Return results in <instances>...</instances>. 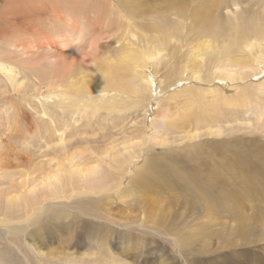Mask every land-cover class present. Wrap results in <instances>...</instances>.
<instances>
[{"label":"rangeland","instance_id":"obj_1","mask_svg":"<svg viewBox=\"0 0 264 264\" xmlns=\"http://www.w3.org/2000/svg\"><path fill=\"white\" fill-rule=\"evenodd\" d=\"M109 2L118 11L115 21L120 30H128L133 22L136 34L120 39L114 53L122 51L128 42L135 47L138 45L139 50L147 47L148 40L155 44L158 40L155 37L163 35L154 30L159 22L169 33L174 24L180 23L183 24L182 36L169 37L170 42L166 40L161 52L163 58L155 61L158 85L166 89L181 78H193L190 65L194 60L200 63L204 82L191 81L184 85L187 89L178 87L173 94L169 91L157 96L158 108L162 111L155 122L157 109L150 101L155 99L156 93L151 94L150 90L145 93H149L147 96L123 91L114 94L111 90L102 93L94 88L90 97L95 112L92 106H88L90 112L77 111L83 108L81 100L86 97L74 90L73 84L78 85L76 80L73 84L65 81L57 92H50L55 87L53 82L47 77L46 81L42 77L44 81L40 80V75L35 77L33 70L54 71L55 52H64L68 59L84 57L90 62L95 59L96 63L87 65L83 72L91 70L99 85L110 88L113 78L104 77L101 71L107 65L103 60L105 56L101 55L106 50L92 56L91 47L86 44L88 40L91 43L102 39L94 31L95 25L92 28L82 24L81 34L77 30L70 32L69 28L57 34L54 24L45 20L47 15L36 12L34 2L0 0V209L6 201L13 206L19 203L11 198L16 188L45 193L50 191L46 186L50 176L62 174L65 179L76 180L78 188L73 193L92 195L90 192L96 187L100 196L93 195L88 202L55 206L53 211L43 214L39 224L45 230L43 238L49 246L43 247L54 250L56 255L65 253L72 260L85 263L93 257H104L115 260L116 264H264V73L252 77L253 72L248 71L242 76L243 81L239 78L234 84L218 79L220 75L215 68L223 64L227 71L244 70L234 65L237 64L234 58L241 52L221 57L218 47L222 44L213 41L214 45L218 43L215 50L213 45L204 46L196 55L194 47L206 37L193 31V25L195 30H200L199 22L207 20L210 14L226 21L245 10L264 14V5H255L253 0ZM216 2L218 9L214 6ZM132 12L134 19L129 17ZM51 44L57 45L59 50L50 47ZM85 45L87 48H81ZM47 54L50 56L45 57ZM114 63L112 67L125 75L127 64ZM6 71L16 74V78L9 79ZM199 83L201 85H197ZM187 91L192 93L191 97ZM107 95H114L110 101L118 103L113 112L99 105L101 98ZM193 101L201 102L199 112ZM191 107L195 108V113L207 116L211 128L207 123H202L205 128L202 124L195 127L196 134H200L196 138L190 136L194 132L191 125H185L187 130L182 128L184 131L173 128ZM169 120L172 124L176 120L173 129L167 124ZM211 130L222 131L211 133ZM62 133L65 141L58 139ZM196 145H199L197 151L194 150ZM130 148L136 156L141 149L148 150L145 151L147 156L159 162L155 170L144 157L126 171L119 166L115 161L120 162ZM96 166L98 172L88 171ZM111 171L117 176L125 172L118 176L116 183L103 188L105 175ZM137 177L140 179L136 182ZM84 184L89 186L84 188ZM77 198L81 197L74 199ZM55 209L58 213L52 216ZM88 210L106 217L110 214L112 222L121 224L122 228L111 223L105 225L104 219L93 217ZM100 222L104 226L99 227L94 237L90 234L91 228ZM103 237L107 239L106 244L95 241ZM47 254L54 256L49 251Z\"/></svg>","mask_w":264,"mask_h":264},{"label":"bare ground","instance_id":"obj_2","mask_svg":"<svg viewBox=\"0 0 264 264\" xmlns=\"http://www.w3.org/2000/svg\"><path fill=\"white\" fill-rule=\"evenodd\" d=\"M30 2H34L35 6L37 4V6L35 7L37 8L36 12L39 11L40 12L39 14L42 16L47 15V18L45 20H47L48 24L49 23H51V25L54 24L53 30L54 32L58 31L57 34H63L62 32L64 30L66 31L67 28H69L70 32H74L75 30H77L78 33L81 34L83 32V29L81 28V26L82 24H86V27L89 26L92 28L95 25L94 31L98 33L102 39L104 38L103 42H102V39L101 40L99 39L100 42L96 41V42H91V43H89L90 40H88L86 44H88V47H91L89 50V54H91L92 56L94 55L96 56L100 54L101 53L100 50H106L105 52L101 53V55L102 57L105 56L103 60L107 65L103 66L101 68V71L104 77L113 78L114 81L111 84L110 88H104L103 85H99L96 78L91 75L93 73L91 70H86L85 73L83 72V70L85 69L87 65H93L94 63H96L95 59L93 60L91 59V62L89 60H86L84 57L68 59L66 58V55H64L65 54L64 52L54 53L53 51L54 55L56 56V60H55L56 63H55L54 71H51V72L50 71L48 72L38 71L36 70L38 68L34 69L36 70L34 71L32 69L33 72H35V75H34L35 77L36 75H40L38 77L40 80H43V79L45 80L47 77V79H50L53 82L55 87L50 92H57L58 87L62 86V83L65 81H68L73 84L74 80H76V83H78V85L74 86L73 84L74 90L78 91V93L86 97L81 100L83 103L81 104L83 108H79L77 109V111L84 109L85 112H90L91 110L88 108V106H92L93 107L92 112H95L94 105H92L93 99L90 97L91 91L94 88H98L99 91L102 93L103 92L106 93L109 90H111L114 92V94L116 93L115 91H119V92L123 91L127 94H137V93L145 94L147 93V91L149 92L150 90L151 94L154 92L156 93L155 99L153 101H150V104H154L157 109L155 110L157 115L154 116V120H153L155 122L157 120V116L159 115L158 113H161L159 111H162V109L159 110L158 108L159 103H157L156 101L157 96L161 97L169 93V91H173L172 92L173 94L174 92L178 91V87L183 88L185 84L189 85L191 81L193 83H196V82L203 83L204 82L202 81V76L200 75V63L194 60L190 65V72L193 78L192 77L188 79L181 78L177 81V83H175L176 85L168 86L166 89H162L161 86L158 85V81H157L158 78H157L156 73L154 72L155 61L163 58L161 56V52L163 50V47L166 45V40H168L169 37L171 38L172 36H174V37L179 38L182 36L181 32L183 30V24L182 25L180 23L174 24L171 32L169 33L168 28L163 26L164 24L162 22H159L154 26L155 28L154 30L158 31L159 33H163V35L160 36V38L158 36L155 37V39H158L155 44L151 43L150 40H148V42H146L147 47L139 50L138 45L135 47L133 45H130L131 43L128 42L125 45V47H122V51L120 50V52L116 54L114 53V50L116 48L115 44L122 38L127 39L128 36L130 37V35L135 37L136 34L133 32V25H134L133 22H132L131 27L130 25H128V27H130L128 30H125V31L120 30L119 25L115 21L118 11L109 2V0H30ZM253 3H255V5L258 4V6L260 4L261 6V4L264 5V0H253ZM30 5L31 7L34 6V5L32 6V3ZM214 6L217 7L216 9H218V2H216ZM251 8L254 9V7H251ZM211 15L213 14H210V17H208L207 20H202L201 22H199L200 30H195V27L193 25V31H197L201 37H206L203 43L198 44L197 46L194 47V50H195L194 53L198 55L204 46L208 47V46L213 45L214 47L218 45V43L222 44L220 48L218 47L219 53L220 55H222L221 57L223 56H225V58L226 56L231 57L232 52L233 53L241 52L239 57H237L238 55L235 56L237 58H234V62L237 64H234V65H236V67L239 66L241 70L244 69L242 70V72H238L240 71L239 69L238 71L237 69L231 70L233 72H231L228 69L230 71L229 72L227 71V69L226 70L224 69L225 67H223V66H226V64L219 66V68H215L217 69V72L220 75L218 79H225L227 84H234V81L238 82L239 78H241L242 79L241 81H243L244 78H242V76H244V74L248 71L253 72L252 77L261 76L262 73H264V14L259 13L257 11H246L245 10L239 13L236 16V18L229 19L226 21H221L220 19H218L216 15H213V16ZM129 17L134 19L135 14L132 12V14ZM66 22H69V23L65 25L64 23ZM62 28H65V29H62ZM89 34L92 35L91 30ZM201 37H199L198 39H200ZM80 38H82V36ZM213 41L214 42L217 41L218 43L214 45ZM134 44H137V43L135 42ZM50 47H52L56 51L59 50L57 45L51 44ZM81 48H87V45ZM213 50H215V47ZM48 54L45 57H49L50 55ZM91 55H90V58H92ZM225 58L224 60H226ZM224 60L223 62L226 63ZM214 61L216 62V60ZM231 61H230L231 63H234L233 60ZM114 62H121V63L125 62V64H127L125 65V70H124L125 75L120 74L118 71L115 70V68L112 67L114 66L113 64H116ZM254 66H256V68H254ZM5 73L8 75L9 79L16 78V74H14L13 72L6 71ZM78 73H80V76L76 78ZM40 77H42L43 79ZM51 81H49L50 84L52 83ZM223 82L224 81H222V83ZM200 83L197 85H201ZM178 84H180V86H178ZM262 84H264V81ZM51 88L52 87H50V89ZM187 88H183L182 90L187 89ZM187 92L189 94L188 96L191 97L192 93L189 91ZM113 96L114 95H107V96L102 97L101 101L99 102V105L104 107L107 111H111V112L115 111L118 107V103L117 101H113V100L110 101L111 100L110 98H113ZM116 96L119 97L118 95ZM147 96H150L149 93ZM143 97H138V98L142 99ZM140 101H138L139 102L138 105L140 104ZM190 103L192 104V102ZM193 103L194 105H197V109L199 112V110L201 109V106H200L201 102L193 101ZM138 107L139 106H137V108ZM212 109L213 108L210 107V110ZM194 111H195V108H192L190 112H192L193 114H190L189 112V113L184 114L183 118L182 116L181 117L179 116L180 117L179 121H177L179 125L178 123L174 124L176 120L173 122L174 125L172 124V120H169L167 123L168 126H171L172 128V125H173L174 129L175 128L176 129L178 128L186 129L185 125L186 126L191 125L192 128L190 129L194 130L195 127L201 125L202 123H204V125L207 123L206 124L207 126L210 125L206 115L198 114V112L195 113ZM216 113L217 112H215V114ZM260 114H263V113H260ZM163 116H165V114ZM213 118L215 119L217 117L216 116L214 117L213 115ZM187 128L189 129V127ZM208 128L211 129L210 126ZM191 130H189V132ZM196 131L194 130V132H192L190 136L194 138L199 137L200 134H196ZM221 131L222 130H211V133H220ZM145 137L146 136H144V139ZM58 139L61 141H65L66 136H64V134L62 133L58 136ZM192 140L194 139L192 138ZM86 142H89V140H86ZM198 149H199V145H196L194 150L197 151ZM143 150L144 149H141V153L139 154V156H136L131 153L132 149L130 148L128 152L126 151L127 154L125 153L126 155H124V158L121 159L120 162L119 160L115 162L119 166L121 165L122 167H124L126 171L128 166L129 168H132L135 164L139 162V160H141L144 157V159L148 158L146 163H148V165L152 169L155 170V167L156 165L159 164V162L152 160L153 158H151L150 155L147 156L148 153L147 152L145 153V151H148V150H145V151ZM91 158L94 159L95 157L93 156ZM132 160L134 161V163L130 165ZM98 170L99 168L97 166L94 167L93 169L92 168L88 169L90 173H96L98 172ZM125 171L123 172L121 171L118 174L121 176ZM28 175L29 173L27 172L24 174L23 177L26 179ZM118 176L112 171L110 173H106L105 175L106 182L104 183L103 188H106L107 186L112 185V183H116V181H118L117 180ZM85 177H88V174L86 172H85ZM101 178H103V174L98 180L99 184H100ZM139 179L140 178L137 177L135 181L137 182L139 181ZM25 183H26L25 180L21 181L22 187L25 185ZM51 185L53 187H51ZM46 186L50 187V191H47L45 193L44 192L40 193L38 191H34L31 193V192H26V191L21 190L22 188L21 189L16 188L15 190L16 193L15 195L11 196V198L18 200L19 203H16V205L13 206L14 204L12 205L9 201H6L5 205L2 206L3 208L0 209V264H116L117 262H115V260H107L104 257H93L89 259L88 263H85L84 260L75 261L69 258L67 254L65 253L59 256V255H56L55 252L53 253L54 250L51 252L50 248H45L49 246L47 245L46 240L43 238L46 236L45 230L43 229L42 225L39 224V222L43 219V214L45 212L50 211V210L53 211L55 206H65V205H69L70 203L75 204L78 202H88V200L92 198L93 195L97 196L98 194H100V191L95 190L96 187H94L91 190L90 194L92 195L85 194V193H79V192L73 193L78 188V185L76 184V180L75 179L73 180L65 179L62 174L51 175L50 181L46 184ZM88 186L89 185L84 184V188H87ZM54 190L56 191L53 193L52 191ZM76 196H79L81 198L74 199ZM54 198H56V201H53ZM57 213L58 211L57 209H55V213L54 214L52 213V216H56ZM88 213L92 215L93 217L104 219L105 225L108 223H111V224L116 225L119 228H122L121 224L112 222V218L109 217L110 214H107L108 216L106 217L105 215H102L100 213L97 214L95 210H88ZM104 224L100 222L98 225L92 227L91 228L92 233L90 234H93V236L95 237L100 231L99 227L104 226ZM106 240H107L106 237L105 238L103 237V239L101 240L95 239V241L103 242L105 244H106ZM43 245L45 247H43ZM15 250H17L19 254L16 253ZM47 251H49L50 255L52 254L54 256L49 257L47 254ZM121 264H129V263H121Z\"/></svg>","mask_w":264,"mask_h":264}]
</instances>
